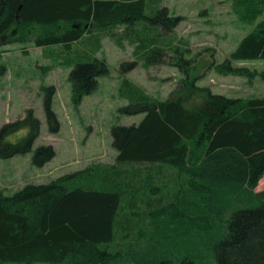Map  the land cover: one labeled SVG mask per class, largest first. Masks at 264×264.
<instances>
[{
  "label": "trees",
  "instance_id": "trees-1",
  "mask_svg": "<svg viewBox=\"0 0 264 264\" xmlns=\"http://www.w3.org/2000/svg\"><path fill=\"white\" fill-rule=\"evenodd\" d=\"M229 1L236 19L253 28L215 70L251 78L255 72L233 63L264 60V0ZM181 21L160 0H0L7 43L26 42L32 26L48 29L33 45L70 69L75 106L109 72L97 56L102 40L132 46V60L119 64L118 94L126 105L118 112L143 116L112 126V164L0 194V264H264V189L255 191L264 176V97L204 92L186 109L180 99L157 100L124 76L167 55L187 74L194 62L189 45L174 35ZM42 93L47 131L57 134L54 88ZM21 131L24 137L8 140ZM39 133L31 110L3 124L0 159L30 153ZM54 157L52 147L39 146L31 165L41 168Z\"/></svg>",
  "mask_w": 264,
  "mask_h": 264
},
{
  "label": "rangeland",
  "instance_id": "rangeland-1",
  "mask_svg": "<svg viewBox=\"0 0 264 264\" xmlns=\"http://www.w3.org/2000/svg\"><path fill=\"white\" fill-rule=\"evenodd\" d=\"M160 6L171 16L182 21L174 30L175 38L188 42L194 61L185 74L175 67L168 55L164 62L153 66H138L124 76L157 100L180 99L186 109H193L204 92L227 98L264 97V60L234 62L255 75L224 76L215 66L225 60L253 25L240 23L232 12L229 0H160ZM259 18V20H261ZM60 25L58 30L65 29ZM121 27H117L119 31ZM46 28L32 26L26 42L7 43L0 37V127L22 119L28 110L40 122V133L32 151L11 159H0V194L10 196L27 185L47 184L61 176L78 172L93 163L112 164L116 152L111 146L110 130L114 125L137 124L142 115H121L118 110L126 105L119 96V64L131 61L132 46L123 49L114 45L113 37L102 40L99 58L104 60L109 72L98 78L97 89L85 96L80 105L72 103L69 68L58 65L49 51L36 48L32 39ZM53 49V50H51ZM48 49L56 51V48ZM53 87L52 110L59 122L57 134H50L43 113L42 88ZM21 131L9 137L16 142L24 137ZM50 146L55 157L41 168L31 165L32 152L39 146ZM166 175L176 170L161 169ZM264 189V176L255 191Z\"/></svg>",
  "mask_w": 264,
  "mask_h": 264
},
{
  "label": "crops",
  "instance_id": "crops-1",
  "mask_svg": "<svg viewBox=\"0 0 264 264\" xmlns=\"http://www.w3.org/2000/svg\"><path fill=\"white\" fill-rule=\"evenodd\" d=\"M260 192V191H259Z\"/></svg>",
  "mask_w": 264,
  "mask_h": 264
}]
</instances>
